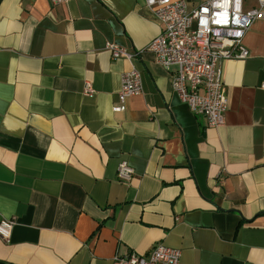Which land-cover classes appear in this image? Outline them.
I'll return each mask as SVG.
<instances>
[{
	"label": "crops",
	"instance_id": "1",
	"mask_svg": "<svg viewBox=\"0 0 264 264\" xmlns=\"http://www.w3.org/2000/svg\"><path fill=\"white\" fill-rule=\"evenodd\" d=\"M161 32L144 0H0V222L16 221L0 264H113L158 243L180 264H264V19L250 58L223 63L219 128L148 50ZM134 69L142 93L115 113Z\"/></svg>",
	"mask_w": 264,
	"mask_h": 264
},
{
	"label": "built area",
	"instance_id": "2",
	"mask_svg": "<svg viewBox=\"0 0 264 264\" xmlns=\"http://www.w3.org/2000/svg\"><path fill=\"white\" fill-rule=\"evenodd\" d=\"M51 1L56 5L68 2ZM144 1L162 27L148 50L171 75L174 93L194 115L205 118L208 128L222 127L229 103L223 63L250 58L244 39L254 23L264 19V0H255L251 7L246 6V0H204L193 9H189L188 0ZM108 50L114 60H133L139 55L113 43L108 44ZM83 93H94L90 83H85ZM141 93L140 71L123 73L113 111L125 112L128 99ZM134 174L127 162L119 165V182L129 183ZM15 226L14 219L0 222V238L6 243L11 242ZM181 257L180 250L158 243L146 256L132 251L117 255L113 264H180Z\"/></svg>",
	"mask_w": 264,
	"mask_h": 264
}]
</instances>
